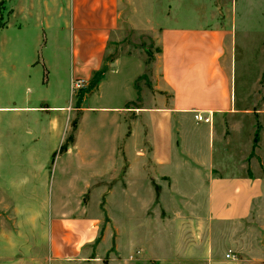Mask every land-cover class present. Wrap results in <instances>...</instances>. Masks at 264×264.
<instances>
[{
    "label": "crops",
    "instance_id": "crops-1",
    "mask_svg": "<svg viewBox=\"0 0 264 264\" xmlns=\"http://www.w3.org/2000/svg\"><path fill=\"white\" fill-rule=\"evenodd\" d=\"M253 22L264 29V0H0V31L42 32L41 48L45 32H69L70 92L67 99L57 77L60 55L0 57L6 85L35 86L19 104L0 103V122L7 114L16 118L10 132L0 124V158L7 142L15 154L6 158L51 157L58 171L70 170L52 202L51 173L39 161L44 184L26 193L2 189L21 206L36 199L47 218L31 231L16 221V229L0 230V264H242V255L257 256L264 176L221 173L235 122L248 110L233 75L236 35ZM121 24L159 45L151 88L138 91L136 102L138 66L125 55L106 58ZM125 61L138 69L125 86L133 96L121 105L99 104L96 89ZM98 74L88 93L73 95L75 79L87 84ZM195 112L209 122H198ZM92 116L101 121L92 123ZM73 120V138L61 149ZM25 142L32 145L23 154ZM39 143L47 145L45 155Z\"/></svg>",
    "mask_w": 264,
    "mask_h": 264
},
{
    "label": "rangeland",
    "instance_id": "rangeland-1",
    "mask_svg": "<svg viewBox=\"0 0 264 264\" xmlns=\"http://www.w3.org/2000/svg\"><path fill=\"white\" fill-rule=\"evenodd\" d=\"M257 25L261 24L253 22L249 24V29L238 30L236 35L233 55V75L235 76L237 99L241 102L242 107L248 110L244 112L243 116L237 118L238 120L235 122L238 131L234 134L233 148L231 149L229 158H227V164L229 163V165L221 171L222 175L234 172L241 176H264V29ZM120 26L121 28L119 30L112 32L110 35L106 58L109 59L117 55H125L132 59L133 63L138 66L139 74L135 79L137 91L133 97L136 102L138 91H146L151 88L150 73L154 69L157 61L159 45L148 33L133 31L126 25L121 24ZM40 33L42 32L35 30L18 31L12 28L0 31V57L5 58V56L9 55L13 57L19 54V59L25 56L26 60L33 59L34 61H38L41 57H52L55 54L60 55V68L58 67L57 77L64 80L67 99H69V85L68 81L66 82V69L69 64V32H45L47 44L43 48L36 45L41 35ZM56 33L59 38L57 42L54 40ZM3 65L6 66L7 72L10 74L9 64L4 62ZM47 65L51 66L52 63H47ZM136 65L134 66L131 62L125 61V63L120 64L119 70L115 74L108 75L102 87L100 85L101 88L96 89V96L100 95L98 100L95 98L97 102L102 105H121L128 93L130 97L133 96L130 89L125 86L128 85L129 78L138 72ZM39 68L42 76L41 65H39ZM23 73L25 74L26 71H23ZM30 75L32 76L33 73L31 72ZM99 79L100 74L93 76L87 81L86 87L81 90L72 89L73 95L77 94V96L80 95L81 97L84 93H88L95 87L97 84L96 81ZM2 85L4 88L1 87ZM29 85L27 83L6 85L5 80L0 79V103L5 105L21 103L27 95V88L35 91V86ZM20 118L25 119L24 116ZM15 120L16 118L10 114L3 116L0 122L4 127L2 129L5 132H10V124L12 121L15 123ZM100 121L96 116H92L91 118L92 123L97 124ZM75 123L73 120V128H71L67 142L61 149H64L68 142L72 140ZM103 128V133H105L108 128L105 129V125ZM11 130L13 129L11 128ZM3 145L4 153L3 157L0 158V186L2 187H0V230L9 231L16 229L17 227L13 225V221L18 223L21 230H34L37 223H42L43 219L45 220L47 218V216L43 217L42 215V212L46 208L35 207L37 203L36 199L32 200V206H21L20 201L12 200L4 190L16 193L20 189L21 192L26 193L31 189L33 184H44L45 179L39 180L40 175L37 174L38 169L36 163L39 161L45 163L48 172L51 173V179L47 181L48 199L51 201L52 195L60 190V188H57L58 185L62 184L63 187L64 185L66 186L70 170H67L68 174L60 170L58 171V167L56 168L55 166L56 163L51 164V157L48 159L40 158L39 160L6 158L4 154L10 156L9 154H15V152L13 148H10L11 143L5 142ZM30 145L32 144L23 143L25 150L23 154L29 150L26 147ZM37 146H39V151L45 155L47 145L39 143ZM240 163L241 165H239ZM110 209L115 208L110 207ZM31 220L34 222L32 223ZM25 222L27 223L25 224ZM134 230L136 231V229ZM258 230H261V237L258 238L259 253L257 256L251 257L249 255H242V264H264V229L258 227Z\"/></svg>",
    "mask_w": 264,
    "mask_h": 264
},
{
    "label": "built area",
    "instance_id": "built-area-1",
    "mask_svg": "<svg viewBox=\"0 0 264 264\" xmlns=\"http://www.w3.org/2000/svg\"><path fill=\"white\" fill-rule=\"evenodd\" d=\"M85 84H86V81L84 79H75L72 83V89L73 90H81L82 88L85 87ZM194 118L198 122H204V123L209 122V117L206 116L204 112H195ZM226 256L229 257V254H227Z\"/></svg>",
    "mask_w": 264,
    "mask_h": 264
}]
</instances>
